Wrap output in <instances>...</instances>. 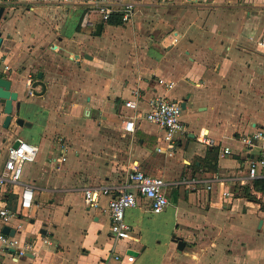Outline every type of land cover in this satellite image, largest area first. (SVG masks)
I'll return each mask as SVG.
<instances>
[{
    "label": "crops",
    "instance_id": "crops-1",
    "mask_svg": "<svg viewBox=\"0 0 264 264\" xmlns=\"http://www.w3.org/2000/svg\"><path fill=\"white\" fill-rule=\"evenodd\" d=\"M0 6L6 11L0 72L24 101L20 117L36 133L34 142L24 140L38 148L21 178L33 187V206L8 227L22 225L16 237L33 254L0 251L2 264H119L114 254L133 255L132 264H264V191L254 190L261 180L248 177L264 141L242 142L264 132V49L257 45L264 0H136L133 21L119 26L101 22L85 0ZM38 73L45 93L23 99ZM134 89L141 94L135 113L124 107ZM154 95L185 103V132L173 157L156 152L163 131L144 120ZM133 115L134 132L125 133L123 122ZM3 119L0 114V169L26 128L5 129ZM201 135L211 143H200ZM224 149L228 155H221ZM216 154V171L195 169ZM61 156L67 161L55 169ZM133 170L162 178L168 205L153 214L138 197L124 214L134 240L114 244L109 198L88 210L82 190L118 187ZM185 179L198 183L179 184ZM243 187L256 202L242 197ZM9 198L15 209L17 197ZM176 238L185 242L181 253Z\"/></svg>",
    "mask_w": 264,
    "mask_h": 264
},
{
    "label": "built area",
    "instance_id": "built-area-1",
    "mask_svg": "<svg viewBox=\"0 0 264 264\" xmlns=\"http://www.w3.org/2000/svg\"><path fill=\"white\" fill-rule=\"evenodd\" d=\"M21 0H0V4H15ZM65 3H71L72 0H63ZM136 0H127L124 3L115 4L111 0H85L90 6L91 11L99 16L101 22L108 23L113 17H118L122 24H130L134 18ZM87 17V14H86ZM86 22V19L84 20ZM257 45L264 49V37L257 40ZM157 83L165 89H172L173 83L163 79L157 80ZM29 86V84H28ZM31 95V89L28 91ZM141 94L138 89L131 92V99L124 103V107L130 109L133 113L137 112ZM148 111L144 115V120L150 124L159 127L163 131L160 139L163 146H158L156 152L164 154L167 157H173L176 149V140L185 132V125L181 118L183 109L181 103L172 102L163 96L154 95L147 101ZM136 116H132L123 122L122 129L125 133H133ZM201 135L198 141L208 145L211 141ZM264 141V132L256 131L252 136L246 137L242 142L246 146H253L255 141ZM19 145L14 148L11 146L7 150L6 159L0 169V251H11L16 258L25 257L28 253L33 254V247L29 243H23L17 234L23 232L21 224L13 228L14 235L9 236L2 233L4 227L11 228L10 222L19 216L22 211H27L33 206L34 194L33 187L23 183L21 178L26 164L35 162L38 155V148L21 139H17ZM66 152L67 149L63 147ZM229 150L224 149L221 155H228ZM67 161L66 156H61L53 161L55 169ZM248 177L251 180L259 179L264 185V145H262L257 159L251 160L248 166ZM198 183L195 179L182 180L179 184L194 185ZM212 185L206 189L211 190ZM167 183L159 177L149 176L141 171L133 170L125 177L123 184L118 187H89L82 190L83 204L88 210L99 208L101 197H108L107 212L110 221V236L115 244L122 240H134L131 236V228L125 223V211L136 207L137 198L141 197L149 202L150 211L153 214L162 213L168 205L166 197ZM10 195L17 197L16 207L12 209L10 204ZM229 193L222 191V197L227 198ZM17 210L18 212H15ZM45 243L48 241L45 240ZM113 244V246H114ZM113 260L119 264H132L133 255L125 254L123 256L114 254ZM0 264H2L0 259Z\"/></svg>",
    "mask_w": 264,
    "mask_h": 264
},
{
    "label": "water",
    "instance_id": "water-1",
    "mask_svg": "<svg viewBox=\"0 0 264 264\" xmlns=\"http://www.w3.org/2000/svg\"><path fill=\"white\" fill-rule=\"evenodd\" d=\"M5 8L0 6V23L5 20ZM101 24H98L96 27V35L100 34L101 31ZM11 40L10 37L6 38ZM3 37L0 32V49L3 44ZM91 59V58H89ZM36 87L42 88L41 92H35L34 89ZM32 96L40 97L45 93V84L42 82V73H38L36 76V80L31 85ZM27 94V95H26ZM28 92L22 95V98L25 99L28 96ZM24 101L18 100V93L11 90V82L2 76L0 72V114L4 116L2 127L5 129H9V127L14 124L19 128L23 127H31L29 122L24 121L23 118L20 117L21 112L23 110ZM182 109H185V103H181ZM14 117H17L16 119ZM19 145V141H15L13 147L16 148ZM2 233L5 235L13 236L14 231L9 229L8 227H4L2 229ZM176 251L181 253L185 248V242L181 238H176ZM134 253V252H128Z\"/></svg>",
    "mask_w": 264,
    "mask_h": 264
},
{
    "label": "trees",
    "instance_id": "trees-1",
    "mask_svg": "<svg viewBox=\"0 0 264 264\" xmlns=\"http://www.w3.org/2000/svg\"><path fill=\"white\" fill-rule=\"evenodd\" d=\"M107 24L115 25V26L122 25V23L118 17L111 18ZM216 163H217V154H216V156L212 157V159H210L208 161H205V162L200 161V165L198 167H195V169L199 170L200 168H203L204 165L205 166L210 165V167L207 170L216 171ZM254 190L257 192L264 191L263 182L262 181H256L254 183ZM240 192H241L242 197H245L249 201L256 202V198L250 193L249 188L243 187V188H241Z\"/></svg>",
    "mask_w": 264,
    "mask_h": 264
},
{
    "label": "rangeland",
    "instance_id": "rangeland-1",
    "mask_svg": "<svg viewBox=\"0 0 264 264\" xmlns=\"http://www.w3.org/2000/svg\"><path fill=\"white\" fill-rule=\"evenodd\" d=\"M263 3V2H262ZM98 42H99V44L101 45V44H103V45H105V43H107V38L105 37V38H100V39H98ZM99 45V46H100ZM11 130V129H10ZM9 130V131H10ZM19 137L21 138V139H30V140H32L33 142L35 141V139H36V133H35V131H34V129H31V128H29V129H27V128H24V129H22V131L20 132V134H19ZM25 141V140H24ZM56 143V142H55ZM58 144V143H57Z\"/></svg>",
    "mask_w": 264,
    "mask_h": 264
}]
</instances>
